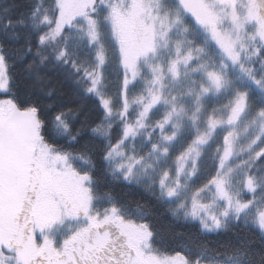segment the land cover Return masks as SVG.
Instances as JSON below:
<instances>
[{
	"label": "snow or ice",
	"instance_id": "1",
	"mask_svg": "<svg viewBox=\"0 0 264 264\" xmlns=\"http://www.w3.org/2000/svg\"><path fill=\"white\" fill-rule=\"evenodd\" d=\"M0 264H264V0H0Z\"/></svg>",
	"mask_w": 264,
	"mask_h": 264
}]
</instances>
